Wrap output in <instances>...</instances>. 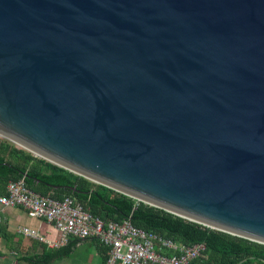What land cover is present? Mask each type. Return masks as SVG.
Listing matches in <instances>:
<instances>
[{
  "label": "water",
  "instance_id": "water-1",
  "mask_svg": "<svg viewBox=\"0 0 264 264\" xmlns=\"http://www.w3.org/2000/svg\"><path fill=\"white\" fill-rule=\"evenodd\" d=\"M0 137L264 244V0H0Z\"/></svg>",
  "mask_w": 264,
  "mask_h": 264
},
{
  "label": "trees",
  "instance_id": "trees-1",
  "mask_svg": "<svg viewBox=\"0 0 264 264\" xmlns=\"http://www.w3.org/2000/svg\"><path fill=\"white\" fill-rule=\"evenodd\" d=\"M19 179L40 195L55 199L72 197L101 220L128 219L138 228L185 245L202 243L204 250L193 260L194 264H264L262 243L206 227L138 201L0 138V195L5 193L7 182Z\"/></svg>",
  "mask_w": 264,
  "mask_h": 264
},
{
  "label": "built area",
  "instance_id": "built-area-1",
  "mask_svg": "<svg viewBox=\"0 0 264 264\" xmlns=\"http://www.w3.org/2000/svg\"><path fill=\"white\" fill-rule=\"evenodd\" d=\"M0 205L19 206L29 216L45 219L59 232L60 243H65L69 237L96 239L108 247L105 264H194L193 260L204 250L202 243L185 245L138 228L128 219L101 220L74 198L40 195L27 188L23 179L7 182L5 193L0 195ZM22 231L37 236L26 227Z\"/></svg>",
  "mask_w": 264,
  "mask_h": 264
},
{
  "label": "crops",
  "instance_id": "crops-1",
  "mask_svg": "<svg viewBox=\"0 0 264 264\" xmlns=\"http://www.w3.org/2000/svg\"><path fill=\"white\" fill-rule=\"evenodd\" d=\"M0 264H105L108 247L94 238L69 237L60 243L59 232L41 217L29 216L19 206L0 205ZM34 230L37 236L23 233ZM120 264V263H116Z\"/></svg>",
  "mask_w": 264,
  "mask_h": 264
},
{
  "label": "rangeland",
  "instance_id": "rangeland-1",
  "mask_svg": "<svg viewBox=\"0 0 264 264\" xmlns=\"http://www.w3.org/2000/svg\"><path fill=\"white\" fill-rule=\"evenodd\" d=\"M1 138V137H0ZM2 139H4V138H2ZM6 140V139H5ZM12 143V142H11ZM14 144V143H13ZM15 145V144H14ZM17 147H19V146H17ZM20 148V147H19Z\"/></svg>",
  "mask_w": 264,
  "mask_h": 264
}]
</instances>
